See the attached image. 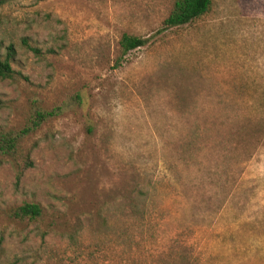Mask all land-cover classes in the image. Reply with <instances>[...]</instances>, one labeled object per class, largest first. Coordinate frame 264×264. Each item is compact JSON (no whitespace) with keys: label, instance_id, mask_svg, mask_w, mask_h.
<instances>
[{"label":"rangeland","instance_id":"rangeland-1","mask_svg":"<svg viewBox=\"0 0 264 264\" xmlns=\"http://www.w3.org/2000/svg\"><path fill=\"white\" fill-rule=\"evenodd\" d=\"M172 1L0 6V132L60 108L0 165V264H264V0L162 30Z\"/></svg>","mask_w":264,"mask_h":264},{"label":"trees","instance_id":"trees-1","mask_svg":"<svg viewBox=\"0 0 264 264\" xmlns=\"http://www.w3.org/2000/svg\"><path fill=\"white\" fill-rule=\"evenodd\" d=\"M5 2L6 0H0V6H3ZM211 4L212 0H173L171 10L163 20L161 29L167 30L187 25L207 14ZM147 42L148 39L143 37L126 33L122 34L118 43L121 56L145 46ZM22 45L28 47L35 55L40 54V50L29 46L25 39H22ZM5 51L4 56L0 54L1 80L11 79L14 73L11 67L15 55L14 49L12 46H7ZM59 109V107H54L50 110H45L38 105H34L29 117L21 128L15 131H1L0 165L14 162L19 153L20 141L24 137L35 133L44 122L57 116ZM25 166H31L28 156L25 157ZM11 218L19 223L36 224L42 220L43 210L37 203H23L12 211Z\"/></svg>","mask_w":264,"mask_h":264}]
</instances>
